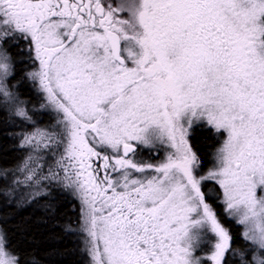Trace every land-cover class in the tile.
Listing matches in <instances>:
<instances>
[{
	"label": "snow or ice",
	"instance_id": "obj_1",
	"mask_svg": "<svg viewBox=\"0 0 264 264\" xmlns=\"http://www.w3.org/2000/svg\"><path fill=\"white\" fill-rule=\"evenodd\" d=\"M0 115V199L72 203L81 264H264V0H0Z\"/></svg>",
	"mask_w": 264,
	"mask_h": 264
},
{
	"label": "trees",
	"instance_id": "obj_2",
	"mask_svg": "<svg viewBox=\"0 0 264 264\" xmlns=\"http://www.w3.org/2000/svg\"><path fill=\"white\" fill-rule=\"evenodd\" d=\"M19 75L23 73L18 68ZM15 83V81H13ZM24 98L34 101L29 86L25 81L19 85ZM35 103V102H33ZM5 123L0 115V165L12 166L25 155L23 150L16 148L17 139L6 136L5 130L19 132ZM193 147L207 167L211 162V154L217 144L210 130H197L192 138ZM45 200H39L22 206L8 205L0 199V227L7 231L11 248L19 254L24 264H81L83 257L77 250L79 242L76 237L66 235L62 230L66 224L75 225L76 211L74 205L63 199L56 204L55 213L45 210ZM236 236L235 243L242 246L239 233L241 229L226 222Z\"/></svg>",
	"mask_w": 264,
	"mask_h": 264
},
{
	"label": "flooded vegetation",
	"instance_id": "obj_3",
	"mask_svg": "<svg viewBox=\"0 0 264 264\" xmlns=\"http://www.w3.org/2000/svg\"><path fill=\"white\" fill-rule=\"evenodd\" d=\"M27 83V85L29 86V89L31 90L32 94L34 95V91L32 89V86L30 84V82L28 81H25ZM33 102H36L35 100V96H34V101ZM200 129H204V130H210L212 132V135L214 136V138L217 139V144L216 146L214 147L213 151H212V154L213 152L215 151V148L219 146V141H220V137L217 136V134L215 133V130L211 128V126H208V125H193V127L191 129H189V136H188V139H189V144L190 146L193 148V150L196 152V150L194 149L193 147V143H192V138H193V135L194 133L197 131V130H200ZM197 153V152H196ZM212 154H211V159H212ZM198 155V154H197ZM199 156V155H198ZM211 163V162H210ZM210 166V164L208 165ZM207 166V167H208Z\"/></svg>",
	"mask_w": 264,
	"mask_h": 264
},
{
	"label": "rangeland",
	"instance_id": "obj_4",
	"mask_svg": "<svg viewBox=\"0 0 264 264\" xmlns=\"http://www.w3.org/2000/svg\"><path fill=\"white\" fill-rule=\"evenodd\" d=\"M14 83V82H13ZM16 130H20V128L19 127H17V129Z\"/></svg>",
	"mask_w": 264,
	"mask_h": 264
}]
</instances>
